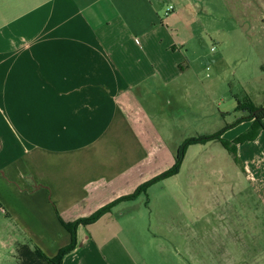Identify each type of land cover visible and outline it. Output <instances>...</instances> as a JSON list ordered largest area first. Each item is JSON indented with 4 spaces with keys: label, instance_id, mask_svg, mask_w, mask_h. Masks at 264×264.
I'll return each instance as SVG.
<instances>
[{
    "label": "crops",
    "instance_id": "1",
    "mask_svg": "<svg viewBox=\"0 0 264 264\" xmlns=\"http://www.w3.org/2000/svg\"><path fill=\"white\" fill-rule=\"evenodd\" d=\"M234 1L264 37V0ZM202 3L0 0V264H48L67 226L115 203L62 264H264V128L236 143L254 113L212 141L211 228L193 231L210 246L153 208L157 186L164 207L179 201L172 176L122 200L173 168L188 129L230 115L196 98L212 53Z\"/></svg>",
    "mask_w": 264,
    "mask_h": 264
},
{
    "label": "rangeland",
    "instance_id": "2",
    "mask_svg": "<svg viewBox=\"0 0 264 264\" xmlns=\"http://www.w3.org/2000/svg\"><path fill=\"white\" fill-rule=\"evenodd\" d=\"M202 2L203 34L208 45L214 47L216 51L205 58L204 68H209L205 73L210 77H204L205 87H198L196 98L197 101L204 103L214 102L211 108H218L224 113L229 112L230 115L226 114L225 122L221 121L222 118L214 116V119L201 126L200 130L188 129L187 140L213 136L210 134H217L216 132L226 126L235 124L236 127L241 116L251 115L252 106H256L257 111L264 109L261 107L264 105V76L259 78V74L264 71V37L258 29L249 28L248 13L243 10L241 3L234 0H202ZM245 71L250 74H245ZM212 82L216 85H209ZM238 100L242 106L236 111ZM216 129L219 130L215 131ZM213 145L218 144L207 141L203 144L186 146L184 155L178 163V173L172 176V180L178 183L174 187L179 200L177 203L169 202L164 207L165 198L160 190L158 191L159 186L154 187L148 194V196L152 195L153 208L168 212L171 222L184 220L188 223V245L210 246L211 244L210 236H205L199 241L193 235V231L195 227L211 228L213 166L220 162L212 151ZM195 207L202 209L205 217V221L197 226ZM206 218L209 220L207 221ZM173 238L178 237L173 236Z\"/></svg>",
    "mask_w": 264,
    "mask_h": 264
},
{
    "label": "trees",
    "instance_id": "3",
    "mask_svg": "<svg viewBox=\"0 0 264 264\" xmlns=\"http://www.w3.org/2000/svg\"><path fill=\"white\" fill-rule=\"evenodd\" d=\"M257 110L256 109H252L251 111V114L253 112H256ZM251 118H254L256 120V122L254 123L253 127L251 128V130L249 131V133H247L245 136H243L242 138H240L238 141H236V143H242L244 141H248V140H253L256 136H257V133L260 129L264 128V122H262V120L264 119V110H261L259 112H256ZM221 135L222 133H219V134H216V135H213V136H208V137H202V138H194V139H189L187 141H185V143L182 145L176 159V163L175 165L173 166V168L166 172L165 174H163L162 176L156 178L155 180L151 181L150 183H148L147 185L143 186L140 188V190L134 194L133 196L131 197H126L122 200H128V199H134L136 198L139 194L145 192V190L154 182H157L159 180H162L164 178H168V177H171V176H174L178 173V163L180 162L181 158L183 157L184 155V151H185V148L186 146L188 145H195V144H203L207 141H213V140H219L222 142V139H221ZM223 146L229 150L231 153L234 152L233 150V146L227 144L226 142L224 143L223 142ZM121 200V201H122ZM120 202V201H119ZM115 204L113 205H109L108 207H105L103 208L102 210H100L99 212H97L95 215H93L92 217L88 218V219H84V220H81V221H78L72 225H69L67 226L68 230L71 232V234L73 235V241L72 243L62 249L60 251V253L58 254L57 257H55L54 259H49L47 258L46 256H43V259L46 263L48 264H62V260L64 258V256L68 253H70L71 251H73L76 247V236H75V230L76 228L79 226V225H84V226H87V225H90V224H93L95 223L97 220H99L104 214H106L107 212L110 211V209L115 206Z\"/></svg>",
    "mask_w": 264,
    "mask_h": 264
},
{
    "label": "built area",
    "instance_id": "4",
    "mask_svg": "<svg viewBox=\"0 0 264 264\" xmlns=\"http://www.w3.org/2000/svg\"><path fill=\"white\" fill-rule=\"evenodd\" d=\"M174 10V7L173 6H169L168 9H167V12H166V15H169L172 11ZM216 49L214 47L211 48V52H215Z\"/></svg>",
    "mask_w": 264,
    "mask_h": 264
},
{
    "label": "water",
    "instance_id": "5",
    "mask_svg": "<svg viewBox=\"0 0 264 264\" xmlns=\"http://www.w3.org/2000/svg\"><path fill=\"white\" fill-rule=\"evenodd\" d=\"M261 110H264V109H261ZM261 110H258V111H256V112H259V111H261ZM256 112H255V113H256ZM255 113H254V114H255Z\"/></svg>",
    "mask_w": 264,
    "mask_h": 264
}]
</instances>
